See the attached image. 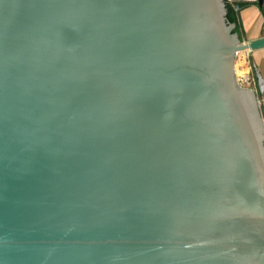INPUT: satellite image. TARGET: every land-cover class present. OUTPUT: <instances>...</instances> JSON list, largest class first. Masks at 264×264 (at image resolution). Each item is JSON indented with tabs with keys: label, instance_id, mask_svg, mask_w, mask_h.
Here are the masks:
<instances>
[{
	"label": "water",
	"instance_id": "95a60500",
	"mask_svg": "<svg viewBox=\"0 0 264 264\" xmlns=\"http://www.w3.org/2000/svg\"><path fill=\"white\" fill-rule=\"evenodd\" d=\"M226 2L0 0V264H264Z\"/></svg>",
	"mask_w": 264,
	"mask_h": 264
},
{
	"label": "crops",
	"instance_id": "0c3cea01",
	"mask_svg": "<svg viewBox=\"0 0 264 264\" xmlns=\"http://www.w3.org/2000/svg\"><path fill=\"white\" fill-rule=\"evenodd\" d=\"M256 0H247L239 11L240 35L244 40H252L264 36V17ZM241 67L249 70L252 84L260 93L264 112V91H260V81L264 84V48L246 51L241 56ZM247 71V70H245Z\"/></svg>",
	"mask_w": 264,
	"mask_h": 264
},
{
	"label": "trees",
	"instance_id": "16d2710c",
	"mask_svg": "<svg viewBox=\"0 0 264 264\" xmlns=\"http://www.w3.org/2000/svg\"><path fill=\"white\" fill-rule=\"evenodd\" d=\"M258 5L259 8L263 14L264 17V0L260 1V0H256L255 1ZM247 1H238V2H226V6H227V18L231 23H234L236 25L234 31L235 32H239L240 33V24H239V15H240V9L246 5ZM239 5L240 9L236 10L235 9V5Z\"/></svg>",
	"mask_w": 264,
	"mask_h": 264
},
{
	"label": "rangeland",
	"instance_id": "374dc122",
	"mask_svg": "<svg viewBox=\"0 0 264 264\" xmlns=\"http://www.w3.org/2000/svg\"><path fill=\"white\" fill-rule=\"evenodd\" d=\"M241 56H243V53L242 52L238 54L237 59H236V69L239 70V72H237V70H236V76L239 79L240 83H242L243 85L249 86L248 84H246V81L245 80H244L245 83L243 82V79H245L244 77L242 78V75L244 76V69L241 67V64L242 63H239V61H241V59H242ZM246 70H248V69H246ZM247 74L250 75L249 70H248ZM253 86L254 85L252 84V87Z\"/></svg>",
	"mask_w": 264,
	"mask_h": 264
},
{
	"label": "built area",
	"instance_id": "2783aa9c",
	"mask_svg": "<svg viewBox=\"0 0 264 264\" xmlns=\"http://www.w3.org/2000/svg\"><path fill=\"white\" fill-rule=\"evenodd\" d=\"M227 1H229V2H234V1H232V0H227ZM235 9L236 10H239L240 9V7H239V5H235ZM242 53H244V52H246V51H241ZM241 52H239V53H241ZM245 78V76H243L242 75V78ZM244 80L245 81H247L248 83H246V84H248L250 87L252 86V80H251V75L249 76V79H243V82H244ZM245 83V82H244ZM260 91L262 92V91H264V84L260 81ZM260 94V93H259Z\"/></svg>",
	"mask_w": 264,
	"mask_h": 264
},
{
	"label": "bare ground",
	"instance_id": "6f19581e",
	"mask_svg": "<svg viewBox=\"0 0 264 264\" xmlns=\"http://www.w3.org/2000/svg\"><path fill=\"white\" fill-rule=\"evenodd\" d=\"M239 63H242V61H239ZM243 69H244V76H245V78H246V79H249V76H250V75H249V74H247L248 70H247V71H245L247 68H246V69H245V68H243ZM236 70H237V72H239V70H238V69H236ZM246 83H248V82L246 81Z\"/></svg>",
	"mask_w": 264,
	"mask_h": 264
}]
</instances>
